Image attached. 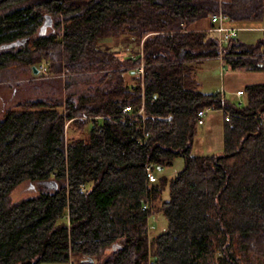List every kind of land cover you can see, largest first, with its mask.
<instances>
[{
    "label": "trees",
    "instance_id": "trees-1",
    "mask_svg": "<svg viewBox=\"0 0 264 264\" xmlns=\"http://www.w3.org/2000/svg\"><path fill=\"white\" fill-rule=\"evenodd\" d=\"M222 8L234 25L264 23V0ZM219 9V0H0V82L31 77L0 108V264H264V83L246 85L238 106L197 78L221 54L232 68H264V36L220 48L206 30ZM108 38L142 41L143 89L140 51L122 56ZM43 61L49 78L34 74ZM143 91V114L123 119ZM222 107L223 152L194 155L198 111ZM70 127L80 135L68 139ZM177 158L174 178L149 182L148 165ZM26 182L36 193L12 200ZM156 213L168 227L150 243Z\"/></svg>",
    "mask_w": 264,
    "mask_h": 264
},
{
    "label": "rangeland",
    "instance_id": "rangeland-1",
    "mask_svg": "<svg viewBox=\"0 0 264 264\" xmlns=\"http://www.w3.org/2000/svg\"><path fill=\"white\" fill-rule=\"evenodd\" d=\"M240 27L243 30L238 32L237 38L241 42L254 44L264 36V23L241 24ZM103 41L111 47V50L121 52L122 56H127L132 53L135 54L141 50L142 41H138L137 39H132L124 43L123 39L114 41L108 38ZM38 66H36L37 69ZM28 78L31 77L21 76L18 79L0 82V108L3 107L4 103L8 99L13 98L12 92H14L16 88L15 85L17 83L24 82ZM197 78L201 83V90L204 93H216L221 91L225 93V97L227 99L238 104V106H243L245 104V96L238 98L235 95V91L240 88L244 89V87L248 84L264 83V68L260 70H249L246 67L232 68L229 63L217 58H212L204 61L200 71L198 72ZM11 104H14V102L6 103V105ZM222 126L223 114L218 111L209 112V114L205 117V123L203 125H198L192 153L194 155L221 154L223 152ZM67 134L68 139L74 136L78 137L80 135L79 132H74V128L71 127ZM183 165V159L177 158L172 165L164 168H158L155 170L157 180L161 177H165L168 180L174 178L183 168ZM35 193L36 190L32 187V185L29 182H26L13 191L12 200L17 201L21 198L32 196ZM162 198L164 200L169 199V185L166 186L162 194ZM148 221L150 225H153L152 229H149V242L151 243L154 236L163 233L167 229L168 222L164 215L159 213L152 214ZM42 264L71 263L69 261H61L44 262Z\"/></svg>",
    "mask_w": 264,
    "mask_h": 264
},
{
    "label": "built area",
    "instance_id": "built-area-1",
    "mask_svg": "<svg viewBox=\"0 0 264 264\" xmlns=\"http://www.w3.org/2000/svg\"><path fill=\"white\" fill-rule=\"evenodd\" d=\"M220 1V9L218 12H216L215 14H213L211 16V22L214 24L213 27L206 29L207 31H211L217 34L218 40H219V45L220 48H223L225 45H227L229 43V41L232 38L237 37L238 32L240 30H243L241 27H238L237 25H234L230 19V17L223 11L222 8V2L223 0H219ZM219 57H221V59H225L227 58L226 55L221 54ZM140 58L141 61L140 63L134 68L135 73L141 78V87L142 89L144 88V74H145V67H146V63L144 62L143 59V52H142V43H141V50H140ZM38 74H40V76L42 78H49L51 77L50 73H49V62L44 61L42 62L39 66H38ZM221 92V91H219ZM223 94V96L225 97V93L221 92ZM235 95L238 98H242L244 95L243 90H237L235 92ZM145 109V104H144V91H143V101H142V105L140 107L134 108V107H125L123 110V114L121 115V117L123 119L127 118V117H134V116H138L139 114H143ZM221 112L224 115V118L226 121L230 120L231 114L229 111H227L224 107L220 108V109H213V108H205L202 110H199L197 113V123L198 125H203L205 122V117L209 114V112ZM147 136V135H145ZM141 142V141H139ZM146 172H147V178L149 180V182H155L157 181V177L156 174L153 170L152 165H148L146 168ZM81 191L85 190V186H81L80 187ZM146 207H144L145 209ZM153 225L149 224V229H152Z\"/></svg>",
    "mask_w": 264,
    "mask_h": 264
},
{
    "label": "crops",
    "instance_id": "crops-1",
    "mask_svg": "<svg viewBox=\"0 0 264 264\" xmlns=\"http://www.w3.org/2000/svg\"><path fill=\"white\" fill-rule=\"evenodd\" d=\"M237 26L240 27L239 25H237ZM215 58L224 61V59H221V57H215ZM237 90H243V88H240V89H237ZM237 90H236V91H237ZM236 91H235V92H236ZM212 114H213V113H212ZM212 114H211V115H212ZM204 123H205V122H204Z\"/></svg>",
    "mask_w": 264,
    "mask_h": 264
},
{
    "label": "water",
    "instance_id": "water-1",
    "mask_svg": "<svg viewBox=\"0 0 264 264\" xmlns=\"http://www.w3.org/2000/svg\"><path fill=\"white\" fill-rule=\"evenodd\" d=\"M34 70V74L37 75L38 74V69L36 68V66L33 67Z\"/></svg>",
    "mask_w": 264,
    "mask_h": 264
}]
</instances>
